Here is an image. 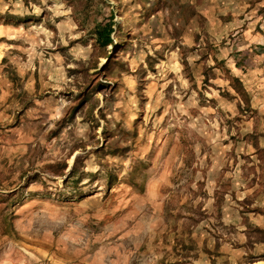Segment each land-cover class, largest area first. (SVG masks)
Instances as JSON below:
<instances>
[{"label":"rangeland","instance_id":"obj_1","mask_svg":"<svg viewBox=\"0 0 264 264\" xmlns=\"http://www.w3.org/2000/svg\"><path fill=\"white\" fill-rule=\"evenodd\" d=\"M0 264H264V0H0Z\"/></svg>","mask_w":264,"mask_h":264},{"label":"crops","instance_id":"obj_2","mask_svg":"<svg viewBox=\"0 0 264 264\" xmlns=\"http://www.w3.org/2000/svg\"><path fill=\"white\" fill-rule=\"evenodd\" d=\"M246 60V59H244ZM255 63L252 62V60H248L247 62H242L239 59H236V65L235 63L233 64V67L236 69V76L239 77L240 80L243 79H249L252 77V75H256V70H255Z\"/></svg>","mask_w":264,"mask_h":264},{"label":"trees","instance_id":"obj_3","mask_svg":"<svg viewBox=\"0 0 264 264\" xmlns=\"http://www.w3.org/2000/svg\"><path fill=\"white\" fill-rule=\"evenodd\" d=\"M112 29L109 28V27H102L101 24H98L97 27H96V35L98 37L99 40H105V39H109L110 40V35L112 33ZM80 157L77 155L75 156L74 158V162L69 170V173H68V177H71L75 174L76 172V165H77V162L79 161ZM66 166V163L63 164V167Z\"/></svg>","mask_w":264,"mask_h":264}]
</instances>
